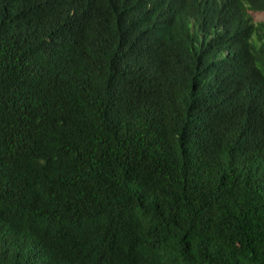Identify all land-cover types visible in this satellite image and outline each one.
Segmentation results:
<instances>
[{
	"label": "trees",
	"instance_id": "1",
	"mask_svg": "<svg viewBox=\"0 0 264 264\" xmlns=\"http://www.w3.org/2000/svg\"><path fill=\"white\" fill-rule=\"evenodd\" d=\"M264 0H0V264H264Z\"/></svg>",
	"mask_w": 264,
	"mask_h": 264
},
{
	"label": "rangeland",
	"instance_id": "2",
	"mask_svg": "<svg viewBox=\"0 0 264 264\" xmlns=\"http://www.w3.org/2000/svg\"><path fill=\"white\" fill-rule=\"evenodd\" d=\"M250 15L255 20H264V13H261V12H250Z\"/></svg>",
	"mask_w": 264,
	"mask_h": 264
}]
</instances>
